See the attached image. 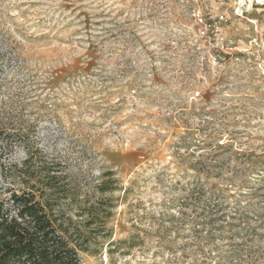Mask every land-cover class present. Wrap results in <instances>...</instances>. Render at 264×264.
<instances>
[{"label": "rangeland", "instance_id": "374dc122", "mask_svg": "<svg viewBox=\"0 0 264 264\" xmlns=\"http://www.w3.org/2000/svg\"><path fill=\"white\" fill-rule=\"evenodd\" d=\"M0 131L103 204L82 264H264V0H0Z\"/></svg>", "mask_w": 264, "mask_h": 264}, {"label": "trees", "instance_id": "16d2710c", "mask_svg": "<svg viewBox=\"0 0 264 264\" xmlns=\"http://www.w3.org/2000/svg\"><path fill=\"white\" fill-rule=\"evenodd\" d=\"M42 158L37 166L28 151L18 175H0V264H82L80 252H89L92 226L108 217L100 214L103 204L83 208L78 184L59 173L61 164ZM108 184L99 187L101 193L112 191ZM73 202L84 210L79 217L89 216L78 223L87 233L69 216Z\"/></svg>", "mask_w": 264, "mask_h": 264}, {"label": "built area", "instance_id": "2783aa9c", "mask_svg": "<svg viewBox=\"0 0 264 264\" xmlns=\"http://www.w3.org/2000/svg\"><path fill=\"white\" fill-rule=\"evenodd\" d=\"M197 24L200 27H205V28H207L209 26L208 23L205 21V19L201 16H199Z\"/></svg>", "mask_w": 264, "mask_h": 264}]
</instances>
